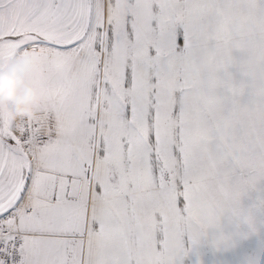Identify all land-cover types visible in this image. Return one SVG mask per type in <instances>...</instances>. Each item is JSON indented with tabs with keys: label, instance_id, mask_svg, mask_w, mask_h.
<instances>
[{
	"label": "snow or ice",
	"instance_id": "snow-or-ice-1",
	"mask_svg": "<svg viewBox=\"0 0 264 264\" xmlns=\"http://www.w3.org/2000/svg\"><path fill=\"white\" fill-rule=\"evenodd\" d=\"M21 54L40 102L0 108V264H179L257 231L264 0H0V65Z\"/></svg>",
	"mask_w": 264,
	"mask_h": 264
},
{
	"label": "rangeland",
	"instance_id": "rangeland-1",
	"mask_svg": "<svg viewBox=\"0 0 264 264\" xmlns=\"http://www.w3.org/2000/svg\"><path fill=\"white\" fill-rule=\"evenodd\" d=\"M264 199V190L250 192L246 203L259 204ZM257 231L249 235H234L227 246L216 247L212 243L213 233L192 247L188 255L183 256L179 264H264V213H256ZM226 233L235 232V228L225 222Z\"/></svg>",
	"mask_w": 264,
	"mask_h": 264
},
{
	"label": "clouds",
	"instance_id": "clouds-1",
	"mask_svg": "<svg viewBox=\"0 0 264 264\" xmlns=\"http://www.w3.org/2000/svg\"><path fill=\"white\" fill-rule=\"evenodd\" d=\"M37 63L34 56L21 54L0 65V108L12 120L38 115L40 91L30 79Z\"/></svg>",
	"mask_w": 264,
	"mask_h": 264
}]
</instances>
